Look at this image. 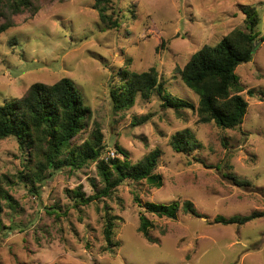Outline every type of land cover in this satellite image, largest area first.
Listing matches in <instances>:
<instances>
[{
  "label": "rangeland",
  "instance_id": "374dc122",
  "mask_svg": "<svg viewBox=\"0 0 264 264\" xmlns=\"http://www.w3.org/2000/svg\"><path fill=\"white\" fill-rule=\"evenodd\" d=\"M111 1L120 21L116 30L101 29L94 0L42 1L34 16L15 17L14 27L0 35V105L20 98L34 83L69 79L92 112L82 137L98 127L103 157L119 146L132 163L159 150L155 174L162 186L126 183L112 199L74 207L67 191L81 188L91 196L101 188L94 166L70 175L57 172L35 193L19 178L27 151L15 138L3 139L0 174L12 182L14 204L12 209L3 203L0 215V264H264V216L243 226L215 223L264 213V0ZM249 8L258 23L252 59L235 70L248 104L240 129L199 124L191 109L166 108L156 94L137 97L129 110H115L110 91L121 70H155L165 93L196 107L199 97L182 84L177 70L203 46L245 30ZM184 130L200 147L177 154L170 141ZM134 193L142 205L134 202ZM185 201L201 218L181 210L175 219L146 213L155 243L138 232L144 203ZM105 206L117 218L112 253L102 233Z\"/></svg>",
  "mask_w": 264,
  "mask_h": 264
},
{
  "label": "trees",
  "instance_id": "16d2710c",
  "mask_svg": "<svg viewBox=\"0 0 264 264\" xmlns=\"http://www.w3.org/2000/svg\"><path fill=\"white\" fill-rule=\"evenodd\" d=\"M42 1L51 0H0V35L14 27L15 17L22 14L34 16ZM111 3V0H94V9L102 30H116L120 27L118 14ZM249 10L245 30L234 29L217 45L203 46L183 68L177 70L182 84L199 97L196 107L165 93L164 85L155 70L142 73L121 70L116 74L118 84L110 91L115 110H129L137 97L148 100L156 94L162 97L166 108L176 112L191 109L199 124L212 123L223 131L240 129L248 104L242 96L244 89L235 70L252 59L257 36L254 29L258 23L256 11L253 8ZM248 94L252 95L253 92L248 91ZM91 118V110L84 105L72 81L66 78L51 85L34 83L20 98L0 105V141L15 138L19 149L27 151L25 170L19 174L20 181L29 184L31 190L37 193L39 186L57 172L66 171L70 175L74 171L94 166L101 188L91 196H86L81 188L67 191L74 207L88 206L101 199H112L118 187L126 183L134 185L144 182L152 188L162 186L161 177L155 174L161 155L159 150L150 151L140 161L132 163L128 153L115 146V157L104 158L106 146L98 127L91 130L87 137H82L83 133L90 130ZM170 146L177 154H188L200 147L189 130L174 134ZM230 179L239 186L249 185L234 177ZM11 184L8 177L0 174V215L3 203L13 209L14 200L8 191ZM133 200L141 204L135 193ZM143 208L138 232L148 243H155V240L149 236L153 224L145 216L146 213L158 218L175 219L181 210L186 215L201 218L189 201L183 202L181 206L178 202L169 205L144 203ZM104 212L102 233L106 251L112 253L111 248L116 246L113 234L117 218L110 214L107 206ZM262 216L263 212H254L243 217L216 218L215 223L243 226Z\"/></svg>",
  "mask_w": 264,
  "mask_h": 264
},
{
  "label": "built area",
  "instance_id": "2783aa9c",
  "mask_svg": "<svg viewBox=\"0 0 264 264\" xmlns=\"http://www.w3.org/2000/svg\"><path fill=\"white\" fill-rule=\"evenodd\" d=\"M108 157L113 158V157H115V154L113 152L112 153H109L108 154Z\"/></svg>",
  "mask_w": 264,
  "mask_h": 264
},
{
  "label": "water",
  "instance_id": "95a60500",
  "mask_svg": "<svg viewBox=\"0 0 264 264\" xmlns=\"http://www.w3.org/2000/svg\"><path fill=\"white\" fill-rule=\"evenodd\" d=\"M255 50V46L253 47V51Z\"/></svg>",
  "mask_w": 264,
  "mask_h": 264
}]
</instances>
